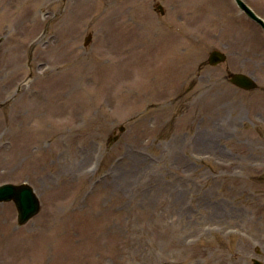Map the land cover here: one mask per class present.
Listing matches in <instances>:
<instances>
[{
    "label": "rangeland",
    "instance_id": "obj_1",
    "mask_svg": "<svg viewBox=\"0 0 264 264\" xmlns=\"http://www.w3.org/2000/svg\"><path fill=\"white\" fill-rule=\"evenodd\" d=\"M0 38V184L42 205L0 203V264L264 262V29L233 0H0Z\"/></svg>",
    "mask_w": 264,
    "mask_h": 264
},
{
    "label": "water",
    "instance_id": "obj_2",
    "mask_svg": "<svg viewBox=\"0 0 264 264\" xmlns=\"http://www.w3.org/2000/svg\"><path fill=\"white\" fill-rule=\"evenodd\" d=\"M238 6L253 20L258 22L264 28V21L258 17L254 11L242 0H236ZM159 9L164 13L162 6ZM91 35L86 38V43H89ZM2 38H0V44ZM226 55L218 50L211 52L209 56V63L211 65H217L226 60ZM230 82L234 85L243 88L245 90H253L258 87L257 82L253 77L244 73H233L230 78ZM121 131H124V127H120ZM118 137L113 138L115 141ZM13 201L18 211V224L24 225L35 217L41 209V201L35 193L33 187L28 183L13 184L4 183L0 185V203ZM254 264H263L258 259L254 260Z\"/></svg>",
    "mask_w": 264,
    "mask_h": 264
},
{
    "label": "bare ground",
    "instance_id": "obj_3",
    "mask_svg": "<svg viewBox=\"0 0 264 264\" xmlns=\"http://www.w3.org/2000/svg\"><path fill=\"white\" fill-rule=\"evenodd\" d=\"M35 1V0H32V2Z\"/></svg>",
    "mask_w": 264,
    "mask_h": 264
}]
</instances>
